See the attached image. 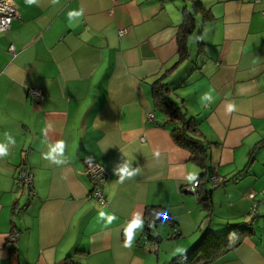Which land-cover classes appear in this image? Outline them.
<instances>
[{
    "label": "crops",
    "instance_id": "obj_1",
    "mask_svg": "<svg viewBox=\"0 0 264 264\" xmlns=\"http://www.w3.org/2000/svg\"><path fill=\"white\" fill-rule=\"evenodd\" d=\"M13 2L19 16L0 34V143L9 153L0 158V264H68V257L79 264H172L207 230L249 227L242 245L214 264H264V199L254 216L247 197L264 190V142L255 147L264 141V0ZM197 3L212 19L198 14L191 61L168 82L179 73L190 77L171 99L210 143L209 176L226 180L217 187L203 182L213 191L211 216L199 189L190 192L200 168L174 142L152 99L153 83L178 62L185 10ZM30 89L45 100H31ZM209 91L212 98L204 99ZM60 141L63 163L46 160ZM87 162L108 173L106 207L89 199ZM125 166L134 175L121 180ZM21 167L33 174L32 184L17 182ZM152 209L170 220L145 241ZM137 215L142 224L125 247V229Z\"/></svg>",
    "mask_w": 264,
    "mask_h": 264
},
{
    "label": "trees",
    "instance_id": "obj_2",
    "mask_svg": "<svg viewBox=\"0 0 264 264\" xmlns=\"http://www.w3.org/2000/svg\"><path fill=\"white\" fill-rule=\"evenodd\" d=\"M199 13L203 14L204 19L207 21L212 19L210 12L205 10L200 3L195 4L189 12L185 10L183 23L179 27L177 34L179 48L178 62L153 83L152 99L155 108L167 116L166 124L171 127V136L174 142L180 148L188 151L192 161L200 168L201 174L198 180L200 181L198 187L199 202L205 212L211 216L213 209V191L207 190L205 187L206 183H203L210 174V143L199 130L196 119L187 114L184 106L178 105L171 99L172 93L189 85L188 81L190 77L188 76L185 80H182L185 74L179 73L175 77L176 79L168 82V79L182 64L191 61L189 38L197 29V16ZM198 56L201 57L202 55L199 53ZM263 142L258 143L255 147H259ZM159 216L158 210L152 209L147 211L146 226L152 221L156 222L157 228L159 224L163 222L167 223L170 220L168 217ZM145 231H147V227H145ZM252 231L250 227L231 230L222 234H215L211 230H207L189 251L180 258L174 259L172 264H214L220 262L227 255L236 251ZM12 250L13 252L15 251L14 249ZM67 262L68 264H79L74 262L72 257H68Z\"/></svg>",
    "mask_w": 264,
    "mask_h": 264
},
{
    "label": "built area",
    "instance_id": "obj_3",
    "mask_svg": "<svg viewBox=\"0 0 264 264\" xmlns=\"http://www.w3.org/2000/svg\"><path fill=\"white\" fill-rule=\"evenodd\" d=\"M248 1L255 5L261 2V0H248ZM18 16L19 14L13 0H0V34H8L11 31L13 21L17 19ZM126 34H127L126 30H122L119 32L120 37H124ZM11 51L14 52L13 46L11 47ZM29 97L31 100L37 103H41L45 100V96L42 94V92L36 89L29 90ZM150 117L153 116L151 115ZM85 172L87 176L90 177L93 184V189L89 194V199L96 200L102 207H106L108 205V202L104 194V185L108 180V173L105 171L103 167L93 162H87ZM208 179L214 187L226 183V180L223 177L217 175H210ZM17 182L19 184H24V185L32 184L33 174L25 170L24 167H21L18 173ZM199 184H200L199 181L195 182L192 188H190V192L197 194V189L199 187ZM247 197L252 201L251 214L254 216H260L259 203H260V197L264 199V190L259 194L250 192L247 194ZM159 215L164 217L163 214L161 213H159ZM146 227H147V231H145L143 235V239L145 241H148L151 239V237L154 234V231L156 229V222L150 221ZM179 235L180 232L177 229H175L174 236H179ZM18 238H19V234L13 232V234L10 236L9 242L12 245H14L17 242Z\"/></svg>",
    "mask_w": 264,
    "mask_h": 264
},
{
    "label": "clouds",
    "instance_id": "obj_4",
    "mask_svg": "<svg viewBox=\"0 0 264 264\" xmlns=\"http://www.w3.org/2000/svg\"><path fill=\"white\" fill-rule=\"evenodd\" d=\"M26 3L31 5L36 3V0H26ZM82 15V11L81 12H74V13H70V16H79ZM203 98L204 99H211L212 98V92L209 91L207 93L203 94ZM235 110V105L234 104H230L228 106V111L232 112ZM6 139L8 141V143L10 144H15V140L14 138H12L10 135L6 134ZM64 149H65V144L63 141H60L58 143H56V145L54 147H52L51 151L47 154H45V159L50 161V162H54L56 164H60L63 163L62 160L58 159V156H62L64 153ZM8 146L7 144L4 143H0V158L6 157L8 156ZM157 155H159V153H157ZM121 175V180L124 179V177H131L132 175H134V172L129 171V168L127 166L121 168L120 170ZM187 179L189 181H194L196 180V176L194 174H190L188 175ZM200 182V181H199ZM103 215V214H101ZM114 217L109 216L108 217V221L111 222V220ZM165 218H167V214H165ZM142 224L141 219L139 218V215H137V218L135 220H133L130 224H128L127 228L125 229V235H126V240L124 243L125 247L130 246L132 240H133V235H134V230L137 229L138 227H140ZM181 251L180 249H177V252Z\"/></svg>",
    "mask_w": 264,
    "mask_h": 264
},
{
    "label": "rangeland",
    "instance_id": "obj_5",
    "mask_svg": "<svg viewBox=\"0 0 264 264\" xmlns=\"http://www.w3.org/2000/svg\"><path fill=\"white\" fill-rule=\"evenodd\" d=\"M167 241V239L166 238H164V242H166Z\"/></svg>",
    "mask_w": 264,
    "mask_h": 264
}]
</instances>
